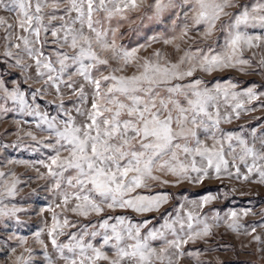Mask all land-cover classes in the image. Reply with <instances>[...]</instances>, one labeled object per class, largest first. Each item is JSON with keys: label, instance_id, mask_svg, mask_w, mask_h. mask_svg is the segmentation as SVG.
<instances>
[{"label": "snow or ice", "instance_id": "6c2138e0", "mask_svg": "<svg viewBox=\"0 0 264 264\" xmlns=\"http://www.w3.org/2000/svg\"><path fill=\"white\" fill-rule=\"evenodd\" d=\"M0 9L14 13L16 19L14 26L0 18L5 41L0 63L25 74L21 80L0 73V113L33 117L36 127L48 134L45 143L26 133L38 148L51 153L49 162L39 161L50 178L41 191L55 192L61 201L57 208L63 205L84 218L106 211L124 213L80 225L78 232L60 242L65 228L77 224L53 211L47 234L59 261L181 264L191 258L194 264H209L201 260L205 250L186 246L211 236L221 220L237 234L252 236L258 227L264 228V220L241 224L235 210L225 212L227 219L218 211L185 212L183 204L165 211L176 197L151 191L154 185L179 187L225 177L264 185V132L258 135L264 124L239 131L221 128L232 122L233 114L239 119L242 113L255 111L245 105L261 100L264 91H257L255 83L235 91L239 85L232 79H204L229 70L264 76V0H0ZM41 32L55 37L52 43L59 46L55 60L44 53L48 41H41ZM157 44L171 50L154 48ZM149 49V55H140ZM28 60L34 62L36 82L57 93L56 115L30 103L42 98L44 90L23 87L32 79L27 75L33 69ZM74 76L81 81H74ZM61 85L77 98L72 109L63 102ZM85 85L91 86L90 93ZM222 100L232 110L224 116ZM258 107L264 108V103ZM22 122L27 121H16ZM19 183L15 172L0 171V219L20 223L17 213L23 209L5 203L18 195ZM179 198L187 200L184 193ZM217 198L206 194L189 203L202 208ZM47 210L52 211L51 204ZM128 213L160 215L134 221ZM250 213L251 207L242 210L245 217ZM260 215L264 217V212ZM43 231H36L34 240L44 250V264H57L41 239ZM12 235L19 243L5 250L6 264L9 260L35 264L33 250L25 246L28 238ZM97 238L99 243H94ZM254 242L264 245L261 236H254ZM17 248L23 249L19 255ZM258 251L264 252V247Z\"/></svg>", "mask_w": 264, "mask_h": 264}, {"label": "rangeland", "instance_id": "374dc122", "mask_svg": "<svg viewBox=\"0 0 264 264\" xmlns=\"http://www.w3.org/2000/svg\"><path fill=\"white\" fill-rule=\"evenodd\" d=\"M50 11V10H46ZM0 18L5 19L8 23L15 26L16 19L14 13L0 9ZM60 21H53L51 24L58 25ZM45 24H49L45 20ZM51 27V25H49ZM19 32V29H15ZM21 35H27V33L20 32ZM4 36V31L0 28V59H2V54L4 52L5 41L2 39ZM47 39V43L43 45V51L46 55L52 57L55 60V49L59 46L52 43L55 39L49 32L47 36L45 33L41 32V41ZM34 39V38H32ZM130 37L126 38L124 43H128ZM17 42V41H14ZM40 47V45H37ZM154 48H163L165 51H170L171 49L162 46L154 45ZM184 47H187L185 45ZM15 52L16 49H13ZM67 51V49H65ZM151 49L148 52L141 51L140 55H149ZM246 55H251L250 53ZM28 63L33 64V69L27 74L32 77L27 84L23 85L26 90L42 89L43 97L38 98L30 103L39 104L42 111H47L50 115H56V105L60 103L57 98V93L54 89L49 88L43 83H37L35 73L34 62L28 60ZM250 72L252 70H249ZM0 73L6 76H15L23 80L24 75L20 73L17 69H12L10 65H4L0 63ZM197 75H203L197 73ZM74 81H81L80 77L74 76L72 78ZM206 81L212 82L214 80H225L232 79L233 82L237 83L239 87L235 91H241L242 89L248 87L250 84L255 83L258 85L257 91H264V76L258 74H244L236 70H229L223 74H213L212 76H204ZM85 92H91V86L85 85ZM61 93L63 95V102L66 107L72 109L73 103L76 101V97L71 94V90L61 85ZM241 99H244L241 97ZM90 103V101H89ZM231 103H235L232 101ZM261 103H264V97L259 101H255L252 104H246L247 108H255L256 110L250 113H242L239 119H236L233 114V119L231 123H222L221 128L225 131H239L241 127L253 128L264 124V108L258 107ZM9 107H14L12 102L9 101ZM221 115L224 116L231 113L230 107H225L223 100L221 101ZM73 115L75 112L73 110ZM78 121L81 119L77 118ZM27 121L17 124L16 121ZM37 120L30 116H21L15 112L0 113V171L15 172L16 176L19 178L20 183L17 185L18 195L15 199L11 201L6 200L5 203L16 204L17 207L23 209L17 216L20 223L16 222L15 218L12 219H0V264H6L5 250L18 245V241L12 235L25 236L28 238V242L25 245L33 250L35 257V264H44L43 261V248L40 244L36 243L34 240V233L40 229H43V234L41 239L44 240L45 244L48 245V253L53 256L54 260H57V264H63V261H59L55 256L54 249L50 243V238L48 237V228L51 226L53 211L60 216H66L72 223H76L77 227H67L65 228V235L59 237L60 242H66L68 240V233H76L79 230V226L83 224L96 223L102 220L105 216L110 215H121L119 211L111 212L106 211L103 216L91 215L88 218L77 216L69 211L64 210L63 205L57 208L55 205L61 203L60 199L56 196L53 191H41V189L47 188L50 185V178L47 176V169L39 163L43 160L48 161V156L51 154L50 150L43 147H37L36 143L26 135L28 132H32L38 140L45 143L49 142V137L46 132H42L36 127ZM19 131V135H16ZM260 132H264V127H259L258 135ZM247 135V133H245ZM21 143L20 147H14L13 145ZM211 144V141H207ZM6 146V147H5ZM31 146V147H30ZM8 161H26L27 164H17L8 163ZM243 170V169H242ZM44 174V178L40 179V174ZM167 178V177H165ZM255 179V177H250V180ZM35 193L38 194H34ZM141 194H149L147 190L138 189ZM154 192H170L176 197L170 201L168 205L165 206V211H172L174 208L178 207L180 204L184 205V211H193L196 214H214L219 212L221 217L227 219L224 216L225 212L228 210H235L241 214L240 223L248 226L264 220V217L260 215L264 212V185L258 183L245 182L243 180H236L234 177L229 179L225 177L222 180H206L203 184H191L183 183L179 187H165L154 185L151 189ZM223 192L229 193L227 197L223 196ZM180 193H184L187 200L180 199ZM212 194L218 198L213 202L209 203L202 208L194 207L189 201L199 199L206 195ZM53 201L55 203H53ZM251 201V203H249ZM49 204L52 205V211H48L47 208ZM71 203L68 205L70 208ZM251 207L253 213L248 216L242 215V210ZM43 209V211H42ZM132 216L134 221H140L143 219H151L152 216L159 217V213H150L145 216H140L134 213H128ZM47 223H44V222ZM112 221H110L111 223ZM154 223H159V220L154 221ZM209 223H214L209 218ZM95 230V229H93ZM254 236H261L264 239V228H257L256 232L250 236L245 232L241 231L239 234L233 232L229 229L221 220L219 226H214L212 228V235L205 238L204 240L198 241L196 244L189 243L186 246L187 249H200L205 250L206 254L201 256V260L209 262V264H264V252L258 251L264 245L257 244L254 242ZM94 243H99V238H97ZM109 255H111V251ZM23 249L17 248L16 255H19ZM15 257H13L14 259ZM7 264H11V261H7ZM99 264H107L106 261H100ZM181 264H194L191 258H185Z\"/></svg>", "mask_w": 264, "mask_h": 264}]
</instances>
